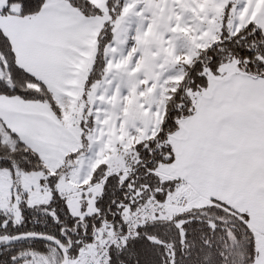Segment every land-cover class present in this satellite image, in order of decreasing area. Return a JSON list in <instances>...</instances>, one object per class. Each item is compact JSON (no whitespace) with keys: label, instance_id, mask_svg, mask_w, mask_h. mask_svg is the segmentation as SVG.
<instances>
[{"label":"snow or ice","instance_id":"obj_1","mask_svg":"<svg viewBox=\"0 0 264 264\" xmlns=\"http://www.w3.org/2000/svg\"><path fill=\"white\" fill-rule=\"evenodd\" d=\"M0 264H264V0H0Z\"/></svg>","mask_w":264,"mask_h":264}]
</instances>
